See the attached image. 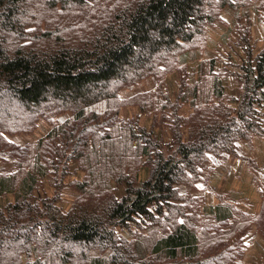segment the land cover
<instances>
[{"label": "trees", "instance_id": "trees-1", "mask_svg": "<svg viewBox=\"0 0 264 264\" xmlns=\"http://www.w3.org/2000/svg\"><path fill=\"white\" fill-rule=\"evenodd\" d=\"M247 6L0 0V264H237L250 234L264 240V185L254 212L236 191L213 203L195 195L213 159L264 138V49L256 52L249 31L229 70L237 95L214 60H202L173 98L161 85L120 96L196 62L205 28ZM128 105L141 113L123 117ZM41 120L51 123L43 137L10 139ZM67 185L78 193L69 209Z\"/></svg>", "mask_w": 264, "mask_h": 264}, {"label": "rangeland", "instance_id": "rangeland-1", "mask_svg": "<svg viewBox=\"0 0 264 264\" xmlns=\"http://www.w3.org/2000/svg\"><path fill=\"white\" fill-rule=\"evenodd\" d=\"M255 1L245 0V5L248 6L239 9L238 14L231 8L224 9V12L221 11V16L217 17L214 24L208 25L204 35L194 43L195 49L192 47L196 53L194 54L196 62L188 60L184 62L180 72L174 70L160 79L148 77L135 88L122 90L121 98L129 99L160 90L159 85H161V93L173 98L182 77L191 73L193 64L202 60L204 63L214 60L219 71L227 76L226 82L230 92L237 95L240 85L232 74H229V70L234 69L231 64L238 63L239 56L244 52L243 43H241L242 34L246 30L249 31L256 52L264 49V0ZM258 3L262 6L257 9ZM193 79L195 77H192ZM138 113H141L138 105H128L121 112L123 117L138 115ZM67 116L63 114L59 119L63 120ZM140 123L150 125L151 117L142 116ZM50 128L49 121L41 120L35 131L29 134H17L11 136L10 139L24 145L43 137ZM237 149V156L225 155L223 159L217 161L212 158L214 161L211 162L210 172H205L194 193L202 197L205 202L213 203L217 194L236 191L244 196L238 204L254 212L259 206V190L264 185V138H254L250 143L240 142ZM43 190L50 195L53 193L52 180L47 179L43 183ZM77 196L78 193L67 185L62 192L64 208L69 209ZM247 242L249 244L248 255L245 259L239 260L237 264H264V240L256 234H250Z\"/></svg>", "mask_w": 264, "mask_h": 264}, {"label": "bare ground", "instance_id": "bare-ground-1", "mask_svg": "<svg viewBox=\"0 0 264 264\" xmlns=\"http://www.w3.org/2000/svg\"><path fill=\"white\" fill-rule=\"evenodd\" d=\"M195 198H196V197H195ZM195 198H194V199H195Z\"/></svg>", "mask_w": 264, "mask_h": 264}]
</instances>
